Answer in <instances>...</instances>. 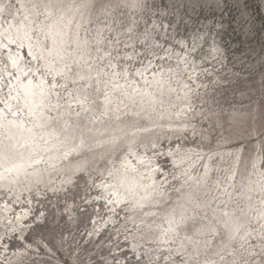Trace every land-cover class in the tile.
Instances as JSON below:
<instances>
[{"label": "snow or ice", "instance_id": "obj_1", "mask_svg": "<svg viewBox=\"0 0 264 264\" xmlns=\"http://www.w3.org/2000/svg\"><path fill=\"white\" fill-rule=\"evenodd\" d=\"M0 264H264V0H0Z\"/></svg>", "mask_w": 264, "mask_h": 264}]
</instances>
